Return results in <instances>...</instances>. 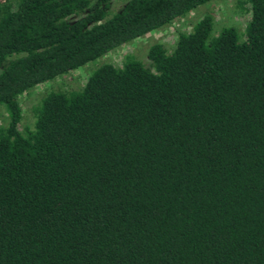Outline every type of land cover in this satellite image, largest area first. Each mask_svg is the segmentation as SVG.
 <instances>
[{"label":"trees","instance_id":"trees-1","mask_svg":"<svg viewBox=\"0 0 264 264\" xmlns=\"http://www.w3.org/2000/svg\"><path fill=\"white\" fill-rule=\"evenodd\" d=\"M121 1L0 0V264H264V0H238L241 35L206 14L22 125L21 94L210 0Z\"/></svg>","mask_w":264,"mask_h":264},{"label":"rangeland","instance_id":"rangeland-1","mask_svg":"<svg viewBox=\"0 0 264 264\" xmlns=\"http://www.w3.org/2000/svg\"><path fill=\"white\" fill-rule=\"evenodd\" d=\"M123 5L121 0H111L110 10L116 11ZM210 14L213 18L212 32L216 33L224 26H233L239 35L246 26V15L239 9L238 0H210L189 11L184 17L177 18L171 23L151 31L130 43L107 52L99 58L86 63L85 65L61 74L53 80L41 83L33 88L29 93H23L18 100L22 107V125L30 126L33 122L32 107L38 103L40 98L51 90L59 89H79L84 84L86 78L98 66L104 63L120 65L125 55L130 54L134 57L146 61V52L153 43H162L167 50H171L175 45L179 32L189 31L194 23ZM245 23V24H244ZM0 105V125H5L7 115ZM22 126V127H23Z\"/></svg>","mask_w":264,"mask_h":264}]
</instances>
